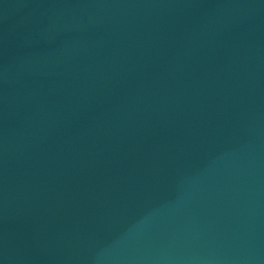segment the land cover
Returning a JSON list of instances; mask_svg holds the SVG:
<instances>
[{
  "label": "water",
  "instance_id": "95a60500",
  "mask_svg": "<svg viewBox=\"0 0 264 264\" xmlns=\"http://www.w3.org/2000/svg\"><path fill=\"white\" fill-rule=\"evenodd\" d=\"M0 264H264V0H0Z\"/></svg>",
  "mask_w": 264,
  "mask_h": 264
}]
</instances>
